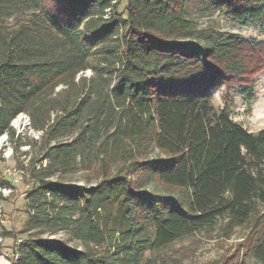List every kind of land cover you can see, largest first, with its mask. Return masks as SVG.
Here are the masks:
<instances>
[{
	"label": "trees",
	"instance_id": "obj_1",
	"mask_svg": "<svg viewBox=\"0 0 264 264\" xmlns=\"http://www.w3.org/2000/svg\"><path fill=\"white\" fill-rule=\"evenodd\" d=\"M197 1L264 27V0ZM188 2L0 0V134L24 112L43 141L12 264H168L146 251L221 220L228 234L249 222L264 262V128L235 121L227 95L254 96L264 39L201 28ZM148 169L176 192L142 187ZM78 172L86 185L65 177ZM61 231L81 245L42 235Z\"/></svg>",
	"mask_w": 264,
	"mask_h": 264
},
{
	"label": "rangeland",
	"instance_id": "obj_2",
	"mask_svg": "<svg viewBox=\"0 0 264 264\" xmlns=\"http://www.w3.org/2000/svg\"><path fill=\"white\" fill-rule=\"evenodd\" d=\"M126 4L127 0H120L118 11L126 14ZM187 9L189 15L201 28L214 27L223 31L238 32L246 37L264 39V27L260 23L245 25L235 22L219 7L209 3L189 0ZM254 79L256 84L252 98L243 96L238 87H231L227 95L231 117L248 130L257 132L264 128V69L258 72ZM226 92L227 87L224 85L212 89L213 103L217 109L225 105ZM12 125L15 129L13 137L9 133L0 134V218H4V222L0 221V264L16 262L21 254L17 250L12 254L13 249L19 238L22 240L29 236L30 231L26 229L30 201L26 196L33 182L29 175L28 164L40 154L43 145L42 131L31 127L27 113L23 112L17 116L12 121ZM154 155L157 156L159 153L155 151ZM82 176V172H78L67 174L65 177L86 185L87 182ZM141 183L142 187L153 193L176 192L161 185L153 176L152 169L144 172ZM223 223L221 220L212 230L198 231L177 239L164 248L149 249L146 255L156 256L158 261L161 257H166L168 264H205L213 259L236 253L249 264H264L248 246L247 234L251 227L250 223L234 227L229 234L222 227ZM42 235L63 239L69 245H81L78 240L70 238L64 231L44 232Z\"/></svg>",
	"mask_w": 264,
	"mask_h": 264
},
{
	"label": "built area",
	"instance_id": "obj_3",
	"mask_svg": "<svg viewBox=\"0 0 264 264\" xmlns=\"http://www.w3.org/2000/svg\"><path fill=\"white\" fill-rule=\"evenodd\" d=\"M0 221H1V222H4V218L1 217V218H0ZM2 230H3V227H2ZM20 240H21V238H19V240H18L17 242H20ZM14 252H15V251H13L12 254H14ZM6 253L8 254V252H6Z\"/></svg>",
	"mask_w": 264,
	"mask_h": 264
},
{
	"label": "bare ground",
	"instance_id": "obj_4",
	"mask_svg": "<svg viewBox=\"0 0 264 264\" xmlns=\"http://www.w3.org/2000/svg\"><path fill=\"white\" fill-rule=\"evenodd\" d=\"M17 123L19 122V120L17 119V121H16Z\"/></svg>",
	"mask_w": 264,
	"mask_h": 264
}]
</instances>
